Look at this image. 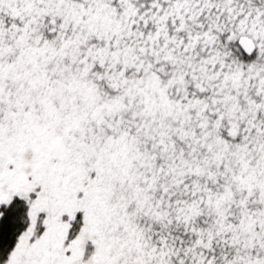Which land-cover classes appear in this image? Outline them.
I'll list each match as a JSON object with an SVG mask.
<instances>
[{"label":"snow or ice","instance_id":"snow-or-ice-1","mask_svg":"<svg viewBox=\"0 0 264 264\" xmlns=\"http://www.w3.org/2000/svg\"><path fill=\"white\" fill-rule=\"evenodd\" d=\"M0 264H264V0H0Z\"/></svg>","mask_w":264,"mask_h":264}]
</instances>
